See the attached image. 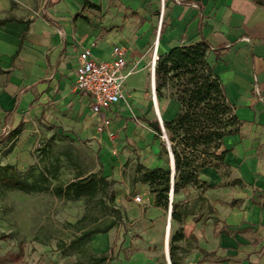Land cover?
Returning a JSON list of instances; mask_svg holds the SVG:
<instances>
[{"label":"crops","instance_id":"obj_1","mask_svg":"<svg viewBox=\"0 0 264 264\" xmlns=\"http://www.w3.org/2000/svg\"><path fill=\"white\" fill-rule=\"evenodd\" d=\"M85 1L98 9L85 8ZM19 13L10 0H0V20L16 17L0 26V135L32 119L81 129L91 120L96 124L90 97L74 88L83 48L91 47L94 58L106 61L113 45L123 46L124 72L137 66L125 88L135 92L147 85V43H158V58L173 47L206 42L205 62L218 78L239 129L221 140L225 167H205L199 173L208 185L203 197L217 225L213 219L203 224L187 215L180 227L184 239L174 246L183 254L180 264H264V6L254 0H44L34 16L21 18ZM122 42H129L130 49ZM138 74L144 79L140 87L131 82ZM148 81L153 88L154 73ZM150 102L161 120L162 107L173 117L176 105L159 103L157 97L156 104L152 98ZM121 105L122 100L107 112L111 127ZM134 131L129 123L125 134ZM145 194V217L149 211L155 216L159 208L154 194ZM143 222L163 232L166 224L175 226L168 216ZM111 235H93L94 251L103 252Z\"/></svg>","mask_w":264,"mask_h":264},{"label":"rangeland","instance_id":"obj_2","mask_svg":"<svg viewBox=\"0 0 264 264\" xmlns=\"http://www.w3.org/2000/svg\"><path fill=\"white\" fill-rule=\"evenodd\" d=\"M10 1L22 18L39 13L44 0ZM122 43L130 49L129 42ZM152 52L153 46L147 43L149 60L143 66L147 85L132 92L124 83L121 115L114 127L100 132L94 120L81 129L68 123L32 119L22 123L17 131L14 128L0 135V165H12L29 181L43 172L49 188L91 174L101 175L109 182L108 188L93 197L77 199L57 198L50 191L23 193L0 189V264H94L93 258L100 256L106 257L104 264H168L163 240L152 241L164 235L163 229L147 226L143 219L149 218L151 223L164 220L169 210L154 211L155 216L149 211L145 217V193L151 191L140 181L139 171V166H170L166 140L149 126L150 122H157L148 81ZM136 69L137 66L131 68L130 76ZM132 81L142 86L143 74L135 75ZM154 93L159 103L176 105L171 119L160 108L162 122L174 119L181 108L175 100L177 91L173 83L167 84L158 96L154 79ZM129 123L135 125V131L127 137ZM220 172L227 174V170ZM205 190L206 187L186 186L172 200L179 203L178 209L185 217L192 215L203 224L213 219L216 226V218L212 217L215 212L203 197ZM136 196H140L139 203ZM182 223L170 227L169 238ZM105 229V233L111 232L112 241L103 252H95L91 246L93 235L98 233L84 237L73 247L72 242L82 234ZM181 253L176 252L180 262Z\"/></svg>","mask_w":264,"mask_h":264},{"label":"trees","instance_id":"obj_3","mask_svg":"<svg viewBox=\"0 0 264 264\" xmlns=\"http://www.w3.org/2000/svg\"><path fill=\"white\" fill-rule=\"evenodd\" d=\"M256 3L264 6V0H258ZM84 7L98 9L88 1L84 2ZM13 20L15 19L11 17L1 19L0 26ZM207 50L208 45L201 40L173 47L166 54L159 55L155 62L156 94L160 96L165 86L173 83L177 91L175 100L181 108L174 119L163 122L174 164L173 196L186 186L208 187L206 182L200 180V171L205 167L216 170L225 167L226 151L221 150V140L224 136L236 134L239 129V122L225 99L218 78L205 62ZM149 125L158 137L162 135L158 122ZM18 129L19 126L15 128L16 131ZM161 147L165 149L163 144ZM139 167L140 181L154 194L155 207L163 211H168L170 207L171 222L181 224L185 214L179 211L178 202H169L170 166L151 169ZM47 183L48 179L43 172L29 181L12 165H0V189L4 190H18L23 193L50 191L57 198L77 199L93 197L98 191L109 186L106 178L96 174L78 176L65 185L51 188ZM107 229L84 233L74 240L72 245L75 247L84 237L105 233ZM183 239L181 228L169 238L170 264H180L176 258L177 248L174 243ZM105 260V256H100L93 258V263L104 264Z\"/></svg>","mask_w":264,"mask_h":264},{"label":"built area","instance_id":"obj_4","mask_svg":"<svg viewBox=\"0 0 264 264\" xmlns=\"http://www.w3.org/2000/svg\"><path fill=\"white\" fill-rule=\"evenodd\" d=\"M161 20L162 9L158 26ZM125 67L126 50L120 45L112 46L111 58L106 61L94 58L91 47L83 48L78 52L74 69V88L90 97V110L96 117V128L100 132L111 128V119L107 112L124 97V83L127 76L131 74L130 70L124 72ZM154 68L155 60L151 64V73L154 72ZM152 96L155 97L154 87ZM163 135L165 132H162V138H164ZM164 139L167 140L166 135ZM134 199L136 202H140V196H136Z\"/></svg>","mask_w":264,"mask_h":264},{"label":"water","instance_id":"obj_5","mask_svg":"<svg viewBox=\"0 0 264 264\" xmlns=\"http://www.w3.org/2000/svg\"><path fill=\"white\" fill-rule=\"evenodd\" d=\"M154 73V72H153ZM152 73V74H153ZM154 96H152V99L154 100ZM156 116H157V122L160 126V129L162 132H164V128H163V122L161 120V118L159 117L158 115V112H156ZM164 138H165V135H163ZM166 146H167V149H168V154H169V165H170V170H171V175H170V182H171V188H170V192H169V202L171 203L172 201V184H173V178H174V164H173V157H172V154L170 152V148H169V144H168V141L166 140ZM170 207H169V211H168V217L170 218ZM167 263L170 264V261H169V257H168V250H167Z\"/></svg>","mask_w":264,"mask_h":264},{"label":"bare ground","instance_id":"obj_6","mask_svg":"<svg viewBox=\"0 0 264 264\" xmlns=\"http://www.w3.org/2000/svg\"><path fill=\"white\" fill-rule=\"evenodd\" d=\"M156 45L154 44V47H153L152 62H153V60H155V62H156V57H157V47H156ZM152 62H151V64H152ZM153 102H154V104H156V95H155V98H154ZM158 109H159V104H158ZM169 235H170V228L166 224V228H165L164 236H163L164 252H165L166 256H167V250H168V247H169Z\"/></svg>","mask_w":264,"mask_h":264}]
</instances>
